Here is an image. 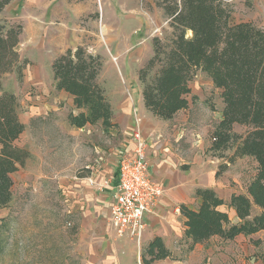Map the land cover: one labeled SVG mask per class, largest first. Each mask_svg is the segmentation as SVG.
Instances as JSON below:
<instances>
[{
	"label": "rangeland",
	"instance_id": "374dc122",
	"mask_svg": "<svg viewBox=\"0 0 264 264\" xmlns=\"http://www.w3.org/2000/svg\"><path fill=\"white\" fill-rule=\"evenodd\" d=\"M228 1L235 20H252L264 27V0ZM0 22L23 25L24 75L20 79L13 71L3 78L5 88L18 95L19 114L25 115L29 107L65 109V114L49 110L48 115L30 121L23 118L28 123L18 143L31 156L12 174V202L0 208V264H143L141 253L148 241L139 245L113 232L111 239L102 235L101 243L90 232L98 215L92 196H103L98 200L102 202L107 194L111 197L120 150L129 142L136 115L145 121L147 114L152 122L149 132L163 134L172 144H167L168 153L153 157L151 168L166 159L174 178L183 180L180 191L190 197L189 206L198 204L192 199L197 181L214 183L226 201L232 192L246 191L256 173V161L242 157L230 162L234 148L210 149L223 102L220 90L205 73L199 71L191 84L190 108L171 120L140 108L145 105L138 70L154 53L153 38L167 42L173 32L164 10L153 0H12L0 12ZM79 45L102 61L98 81L113 107L116 125L111 128L105 129L101 122L81 128L68 123V112L76 108L67 93L56 89L51 62L67 48ZM234 130L243 133L246 126L235 124ZM89 178L98 181L93 194L82 183ZM177 205L159 202L148 214V221L154 218L152 225L166 223L173 231L165 243L174 257L153 264H264V230L233 239L214 236L207 244L192 245L185 236L184 217L175 214ZM163 206L166 217L159 214ZM222 208L230 211L233 222L238 221L227 204ZM74 222L80 228L76 235L69 232ZM120 250L122 260L116 255Z\"/></svg>",
	"mask_w": 264,
	"mask_h": 264
},
{
	"label": "trees",
	"instance_id": "16d2710c",
	"mask_svg": "<svg viewBox=\"0 0 264 264\" xmlns=\"http://www.w3.org/2000/svg\"><path fill=\"white\" fill-rule=\"evenodd\" d=\"M12 0H0V12ZM161 7L173 28L165 42L153 38V55L138 70L143 84L145 107L153 115L171 120L190 108L192 82L205 73L220 90L221 118L214 125L212 151L234 148L230 162L251 157L256 173L245 192H232L226 201L211 187H196V207L180 203L185 236L192 245L207 244L214 236L233 239L240 234L264 230V27L252 20H235L228 0H153ZM22 23L0 22V208L13 200L12 174L25 166L31 156L18 139L26 125L18 111V98L3 89V77L16 71L23 77L27 60L20 54ZM102 69L99 55L79 45L69 47L52 62L56 88L67 92L76 111L68 112L71 125L81 128L101 122L105 129L116 125L114 111L98 77ZM192 95V101L195 99ZM246 126L243 133L234 125ZM238 217L233 222L224 205ZM6 221V218H2ZM79 223L69 232L76 235ZM2 236L0 234V248ZM143 264L173 258V251L156 235L141 253Z\"/></svg>",
	"mask_w": 264,
	"mask_h": 264
},
{
	"label": "crops",
	"instance_id": "0c3cea01",
	"mask_svg": "<svg viewBox=\"0 0 264 264\" xmlns=\"http://www.w3.org/2000/svg\"><path fill=\"white\" fill-rule=\"evenodd\" d=\"M53 60H52V62H53ZM52 62H51V69H52ZM51 71H52V75H53V70H51ZM23 75H24V73H23ZM53 80H54L55 87H56V82H55V79H54V75H53ZM3 89L5 91L14 93L13 91L5 88L4 79H3ZM59 91H63V90H59ZM63 92H65V91H63ZM65 93H67V92H65ZM16 96L18 98V95H16ZM70 99L72 100L71 96H70ZM18 103H19V99H18ZM71 105L73 107V100H72V104ZM18 107H19V105H18ZM140 108H141L142 112H144V110H146L145 109L146 107H140ZM49 110L54 111V112H58L59 114H65L64 107H29L28 111H25V115L24 114H21V115L19 114V115H20V118H21L22 122L26 125L28 122H26V120H24L23 118L26 117V118H28V121H30L32 118H36L38 116L48 115ZM145 116H146L145 121L142 119V117H140V116L139 117L142 119V123H141L142 124V126H141L142 127V132H143V135H144L145 139L148 142V147H149L148 156H149V160L151 162L153 160V157L155 158L156 156H158L162 152H165V153L169 152L170 148H169V146L167 144H170V141L168 139L164 138L163 134H158V133L155 134L154 132H149V131H151L150 128H151L152 122H151V120L147 119V117H148L147 114H145ZM148 122H149V124H148ZM69 125H71V124L69 123ZM71 126H73V125H71ZM133 131H134V126L132 127V133H131V131L129 132L131 134L129 142L126 145H124L123 149L120 150V157H121V155L123 153H128L129 155L133 154L134 145H135L133 137H132ZM20 137H19V139H20ZM170 145H172V144H170ZM155 159H157V158H155ZM166 164H167V160L166 159H164L162 161L160 159V162L156 163L155 169H153V171H152L153 177L158 182H160L165 188V193L160 198L158 203L159 202H164L165 204H168V203H173V202L174 203L179 202V204L180 203L188 204V202L191 201V200H189L190 197H187V198L184 197L183 193L180 191L181 190L180 186L182 185V181L183 180L177 181V179L174 178L173 172H171L170 170L167 169V165ZM117 173H118V171H117ZM88 180L89 181H82L83 185H85L84 189H86L89 193L93 194L92 190L95 188L94 187L95 186V182H98V181L95 180V182H94L93 178H89ZM196 186L197 187H211V188H214V183L207 185L205 183L197 181ZM115 187H116V183L112 187H110V188H112L111 197L107 194L104 202L98 201L99 198L103 199L104 198L103 196L102 197L99 196V195L92 196V199L95 201V203H94V205L92 207H95V211L98 212V215H96V219H97V222L95 223L96 227L90 232L93 233V235H98V239L101 238L100 239L101 243L103 242L102 239H103L104 234L111 239L113 237L112 235H114L113 232H115L114 229L112 228L111 224H110V214H111V207H112L113 200H114L113 196H114L115 189H116ZM195 189H196L195 187L192 188V192H193L192 194L195 195L192 199H193V201H196L198 203L199 202V198L195 194ZM168 191H169V193H167ZM163 207L161 208V211H160L159 214L162 217H166L167 215L164 214L165 211H162V210H166L167 207H164V208ZM192 207H195V206H192ZM229 209H231L232 212L234 213V215L236 216V212L232 208H229ZM228 212H230V211H228ZM175 214L181 215L178 205H177V207L175 209ZM229 214H231V213H229ZM150 217H151V219L149 221H148L149 215L146 217L147 227H146V229L144 231V235H143V238L141 240V244L144 243V242H147V241L149 242L156 235L161 236L164 239V241L168 243L170 241V237L173 235L172 229L169 228V226L167 227L166 223H164L162 226H161V224H159L158 226L155 225V224L152 225V222H154V218H153V216H150ZM171 218L172 217H170L169 220ZM236 218L238 219L237 216H236ZM127 243H128V241L126 242V244ZM123 251L126 252L125 254H128V250H126L125 248L123 249ZM121 252L122 251L120 250V253L118 251L117 254H116L117 256H119L120 260L124 259V257L121 256ZM110 256H112V255L110 254Z\"/></svg>",
	"mask_w": 264,
	"mask_h": 264
},
{
	"label": "built area",
	"instance_id": "2783aa9c",
	"mask_svg": "<svg viewBox=\"0 0 264 264\" xmlns=\"http://www.w3.org/2000/svg\"><path fill=\"white\" fill-rule=\"evenodd\" d=\"M142 119L136 115L133 131L134 151L119 158L116 189L110 224L117 236H129L139 245L146 229V217L164 195L165 188L152 175L148 142Z\"/></svg>",
	"mask_w": 264,
	"mask_h": 264
},
{
	"label": "bare ground",
	"instance_id": "6f19581e",
	"mask_svg": "<svg viewBox=\"0 0 264 264\" xmlns=\"http://www.w3.org/2000/svg\"><path fill=\"white\" fill-rule=\"evenodd\" d=\"M105 31V30H104Z\"/></svg>",
	"mask_w": 264,
	"mask_h": 264
}]
</instances>
